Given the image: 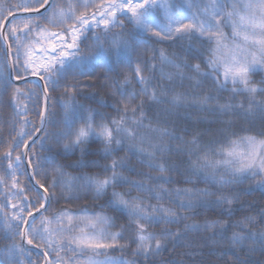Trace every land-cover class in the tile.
Masks as SVG:
<instances>
[{"label": "snow or ice", "instance_id": "1", "mask_svg": "<svg viewBox=\"0 0 264 264\" xmlns=\"http://www.w3.org/2000/svg\"><path fill=\"white\" fill-rule=\"evenodd\" d=\"M159 9H163L166 23L158 15ZM126 24L132 29L125 31ZM227 26L232 28L231 40L223 31ZM117 28L119 32L114 31ZM197 35L212 45L203 61L205 70H201L200 63H177L160 51L159 63L176 72L161 70L160 80L153 85L157 65L142 58L140 49H146V45L140 37H156L159 42ZM152 51L150 60L154 61L157 56L155 49ZM0 54L6 63L10 61L8 79L0 75V92L11 88L10 106L23 121L3 154L8 161L5 176L12 175L16 202L10 198L8 205L0 206L14 209L7 222L10 235L6 236L13 242L0 249V264H24L25 259L28 264H140V258L146 264H186L184 259L156 258L180 249L185 251L179 255L192 257L194 248L221 244L227 245L221 257H230L232 264H256L252 257L257 253L264 256V230H254L255 224H264V212L259 220L246 215L234 221L231 207L241 194L248 195L255 188L264 190V134L260 138L238 135L231 131L232 121L227 119L217 130L223 137L216 142L218 147L200 144L206 132L190 140L177 136L169 131L166 117L171 114L170 108L186 103L189 97L173 93L168 98L163 83L173 82L174 75L181 80H195V87L210 80L217 91L246 96L247 107L242 102L220 103L206 94L195 101L203 110L228 117L239 116L241 111L245 116L258 112L264 118V99H257L264 96V80L257 85L250 79V73L264 68V0L243 4L233 0L230 5L227 0H180L174 4L162 0H0ZM118 68L126 69L118 74L122 78L110 75ZM185 72L192 75L186 77ZM130 86H134L131 91ZM94 87L110 88L112 95L119 97L114 105L118 118L98 123L95 111L77 102L85 89ZM57 92L61 101L54 102L53 94ZM95 96L89 93L83 98ZM148 101L170 108L152 117L146 110ZM53 103L62 114L52 111ZM100 103L107 106L103 100ZM30 114L38 117V124L28 119ZM93 138L104 145L105 158L125 148L127 142L125 151L147 157V166L158 173L146 177L153 183L147 185L124 176L120 171L126 167L123 158L112 159L101 173L72 176L65 166L56 163L55 156L42 157L34 150L39 145L41 152L51 153L53 147L62 146L63 152L75 155L74 150L79 148L84 156L89 153L82 146ZM21 142L25 150L13 159L12 151ZM174 142H179L175 148ZM185 148L187 160L183 159ZM165 154L178 159L169 164L163 159ZM25 158L28 163L24 174L31 170L30 183L20 186L18 174ZM93 166H98L96 161L82 159L67 165L78 169ZM173 172L190 174L184 181L188 184L193 183L194 176L197 182L202 180L219 188L254 180L255 188L225 195L207 188L166 187L174 183L170 175ZM0 183H4V177H0ZM124 185L129 188L127 192L114 190ZM109 189L113 191L102 207H110L117 216L53 210L61 200L70 203L82 194L98 200L108 196ZM132 190L137 195L132 196ZM213 196L215 200L210 199ZM224 206H228L222 212L226 219L188 222L199 208ZM125 216V223L118 226L116 220ZM31 249L38 250L43 259L31 260ZM115 251H130L134 259L113 257Z\"/></svg>", "mask_w": 264, "mask_h": 264}, {"label": "trees", "instance_id": "2", "mask_svg": "<svg viewBox=\"0 0 264 264\" xmlns=\"http://www.w3.org/2000/svg\"><path fill=\"white\" fill-rule=\"evenodd\" d=\"M12 2V0H6V3ZM100 2V0H97ZM107 2V0H104ZM132 25L126 24L125 31L131 30ZM115 32H119L120 29H114ZM142 43L146 45L145 48H141L140 52L142 53V58L149 60L150 63H155L157 65V71L155 74V79L152 81L153 85L157 84V81L160 80V71L162 70L165 73H175L176 70L169 65H161L159 63L158 57L160 51H164L165 54L177 63L187 62L189 65H193L196 63L201 64V70H205L204 60L207 59L209 55V48L212 47L207 40L200 38L197 36H193L191 38L185 37L180 40H162L157 42L158 38L151 37V39H145L143 36L140 37ZM83 47V46H82ZM153 49H155V55L157 56L156 60H150V57L153 55ZM8 62H5V58L3 54H0V75H3L5 79H8ZM126 69L118 68L116 73H110V75L116 76L117 78H122L119 76V73H122ZM192 73L185 72V76H191ZM250 79L254 84L259 85L262 80H264V72L256 71L250 73ZM164 84L167 85V97L170 98L173 93H183L189 97L186 103H183L177 108H170L168 105L157 104L152 101H148L147 104V112L149 116L155 117L158 112H161L165 107L170 108V116L166 117L168 123L167 127L169 131H175L177 136H183L185 140H190L194 135L199 132H206L204 136L200 138V144H211L213 148L218 147V141H221L223 137L217 134V130L223 127L221 123L223 120L231 119L232 126L231 131L236 132L238 135H253L260 138L261 134H264V118L257 113H253L251 115L245 116L241 111L239 116H222L219 113L213 114L208 110H203L202 107L195 103L196 99L202 97L206 94L212 95L220 103L229 102L232 104L244 103L245 107H247V98L243 95H238L233 97L231 91L228 90H219L215 89V86L212 81H204L200 87H195V80H189L187 78L181 80L178 75H174L173 82L169 83L167 80L163 81ZM14 84V83H13ZM264 86V85H261ZM130 86L129 90H132ZM231 84H229L228 88L231 89ZM157 91H161V89H157ZM89 93H96L94 99H84L83 96ZM54 102L61 101V95L59 92L54 93ZM78 103L84 104L86 109H93L96 113L95 119L99 123L103 121H111L113 118H118V114L115 109V103L119 99V97L112 95V89H100V88H90L85 89L84 93L77 98ZM257 99H264V96H258ZM103 100L106 102L107 106H102L100 101ZM11 103V88H9L6 92H0V177H4V183H0V206H6L9 203V199L13 202H16V197L13 195L15 189L11 188L13 178L11 174L5 176V172L7 171L8 161L3 159V154L8 151V145L11 144L12 138L17 136V133L20 130V127L23 121L20 120L18 116L14 115V107L10 106ZM42 104V101H41ZM206 107V106H205ZM52 111L55 113L62 114V109L55 106L53 103ZM88 115L87 112L84 114ZM29 120L34 121L38 124V117L33 115H29ZM79 126V124L77 125ZM31 127V124L27 126ZM179 142H174L172 147H177ZM89 154L82 156L80 149H75V155L72 152H63L61 147H53L51 153L41 152L39 145L35 147V151L40 156H55V161L59 165H63L64 170L72 176H79L85 173L89 175H95L97 173H101L102 167L109 163L112 159H120L123 158L125 161L126 167L121 169L123 175L126 176L129 180L135 181H144L147 185H151L152 181H147V176H156L158 173L149 168L147 166V157L140 156L138 154H134L132 152L125 151L127 148V142L125 144V148L120 149L119 151L114 152L111 156L105 158V154L103 151L104 145L100 140L95 138L91 139L87 145H84ZM24 146L23 143H20V147L16 150L12 151V158L15 159L17 152H23ZM57 152L60 155H55ZM187 148H185V154L183 156L184 160H187ZM195 158V157H193ZM84 160V161H96L98 166L88 167V168H75V167H67V165L72 164L76 160ZM163 159L172 164L176 162L178 159L175 155L165 154ZM157 162L161 160V156L158 153L156 157ZM33 161L36 162L35 157ZM26 166V162L24 160L21 165L18 179L20 181V186L29 184L30 181L27 175L24 174V168ZM187 167V165H185ZM128 169H133L134 171L129 172ZM167 175V174H166ZM171 179L174 181L172 184L166 185L169 188H199L204 189L207 188L210 191L222 192L225 195H230L232 193H242L243 190L249 189L250 187L255 188L254 180H245L243 184L239 185H230L225 186L224 188H219L218 186L212 185L210 183H204L202 180L197 182L194 176H191L193 183L188 184L184 181L189 178L190 174H181L177 175L176 173H171ZM203 175V174H201ZM219 175V173L217 174ZM51 179V176H49ZM211 179V177H210ZM117 192H127L129 190L127 185L123 187H117L114 189ZM113 189H109V194L106 197H101L98 200H94L91 194L85 196L81 195L79 200L72 201L70 203H65L63 200L59 204L53 205V210L55 209H67L72 213L82 214H94L101 213L107 216H117L118 214L114 212L110 207L103 206L106 205V201L110 198L111 192ZM131 195H137L135 190L131 191ZM145 199H147V194H143ZM215 196L211 197V200H215ZM155 203V201H151ZM228 206H224L223 208L209 207L199 208L197 209V215L192 216V219L188 222H192L195 220L196 222H203L205 220H213L217 218L226 219L227 216L223 215L222 212H226ZM234 210V214L232 216V220H239L246 215H251L259 220V214L264 212V190L259 188H255L248 195L241 194L240 198L234 205L231 206ZM14 209L9 207H0V249H5L9 244L13 241L11 239H6V236L10 235L7 228V222L10 220L11 214ZM183 215H191V213H182ZM127 217L119 218L116 220L117 225L125 223ZM182 227V225H181ZM116 230V229H113ZM173 230H175V226H173ZM254 230L259 232L264 230V224L257 223L254 225ZM228 235H231V230ZM197 239V243H199V238ZM19 240V237H17ZM26 247V246H25ZM134 247V245H133ZM227 248L226 244H221L217 246H209L205 248H194L192 251L195 253L192 257H184L179 255L185 250H175L169 251L162 254L161 257H157V260L161 259H184L186 264H232L230 257L224 256L221 257V252ZM32 255L30 257L31 260H36L37 258L43 259L41 255L37 254L33 249H31ZM63 255V253H62ZM111 255L113 257H121L123 255L124 259H134L131 256L130 251L126 254H121L119 251L112 252ZM55 258V254H53ZM52 257V258H53ZM253 260L256 261V264H261L264 262V256L260 254H256L252 257ZM24 264H28L27 259H25ZM140 264H146L143 258H140Z\"/></svg>", "mask_w": 264, "mask_h": 264}, {"label": "rangeland", "instance_id": "3", "mask_svg": "<svg viewBox=\"0 0 264 264\" xmlns=\"http://www.w3.org/2000/svg\"><path fill=\"white\" fill-rule=\"evenodd\" d=\"M162 2L168 3V4H174V3L180 2V0H162ZM203 2L206 3L207 0H203ZM221 2L223 3V2H225V0H221ZM232 2H233V0H227V3L229 5ZM244 2H247V0H240V4H243ZM225 10L229 11L231 9L227 8ZM158 15L160 16L161 20L166 23V21H164V19H163V17H164L163 9H159L158 10ZM223 31H224L225 35L229 38V40H231V36H232V28H231V26L224 27ZM259 70L264 72V68H260Z\"/></svg>", "mask_w": 264, "mask_h": 264}, {"label": "water", "instance_id": "4", "mask_svg": "<svg viewBox=\"0 0 264 264\" xmlns=\"http://www.w3.org/2000/svg\"><path fill=\"white\" fill-rule=\"evenodd\" d=\"M8 65H9V67H10V61L8 62ZM13 83L15 84L16 82L15 81H13ZM25 162H26V165H27V158H25ZM31 175V171H30V169L28 170V177ZM26 247H27V245H26ZM29 247V246H28ZM33 250H35L37 253H39L40 255H42L38 250H36V249H33Z\"/></svg>", "mask_w": 264, "mask_h": 264}]
</instances>
